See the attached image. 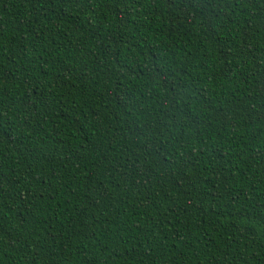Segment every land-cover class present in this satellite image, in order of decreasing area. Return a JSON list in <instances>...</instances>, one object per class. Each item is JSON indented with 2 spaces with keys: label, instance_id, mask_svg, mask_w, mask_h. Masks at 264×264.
Here are the masks:
<instances>
[{
  "label": "trees",
  "instance_id": "trees-1",
  "mask_svg": "<svg viewBox=\"0 0 264 264\" xmlns=\"http://www.w3.org/2000/svg\"><path fill=\"white\" fill-rule=\"evenodd\" d=\"M0 264H264V0H0Z\"/></svg>",
  "mask_w": 264,
  "mask_h": 264
}]
</instances>
